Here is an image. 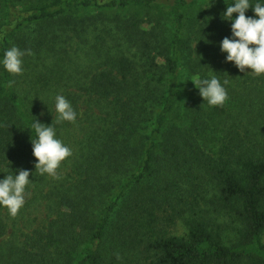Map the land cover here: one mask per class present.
I'll return each instance as SVG.
<instances>
[{
  "label": "trees",
  "instance_id": "trees-1",
  "mask_svg": "<svg viewBox=\"0 0 264 264\" xmlns=\"http://www.w3.org/2000/svg\"><path fill=\"white\" fill-rule=\"evenodd\" d=\"M233 2L0 0V57L31 51L0 65V178L30 170L17 214L0 206V264H264V74L220 51ZM208 75L223 104L189 80ZM35 117L71 149L55 176Z\"/></svg>",
  "mask_w": 264,
  "mask_h": 264
},
{
  "label": "clouds",
  "instance_id": "clouds-1",
  "mask_svg": "<svg viewBox=\"0 0 264 264\" xmlns=\"http://www.w3.org/2000/svg\"><path fill=\"white\" fill-rule=\"evenodd\" d=\"M250 7L254 15L248 16L246 10ZM222 13L221 18L230 21V35L219 41L220 51L226 53L225 60L233 62L241 72L247 66L256 75L264 74V0H256L255 3H250V0H234L233 3L226 4ZM233 13L237 15L233 16ZM26 52L31 54L30 50H21L17 46L7 48L0 57V65L9 73L19 74L23 71L22 57ZM189 80L208 105H220L227 99L224 87L227 81L222 83L216 75L193 77ZM11 83L9 81L10 85ZM54 107L57 123L75 121L76 112L63 95L55 96ZM29 129L35 132V139L30 137L32 153L36 158L35 171L41 175L47 173L55 176L61 161L71 155V149L57 138L52 122L46 124L35 117ZM29 175L30 170L18 169L14 174L7 173L0 178V206L6 207L11 216H15L25 202V187L30 182Z\"/></svg>",
  "mask_w": 264,
  "mask_h": 264
},
{
  "label": "rangeland",
  "instance_id": "rangeland-1",
  "mask_svg": "<svg viewBox=\"0 0 264 264\" xmlns=\"http://www.w3.org/2000/svg\"><path fill=\"white\" fill-rule=\"evenodd\" d=\"M245 72H246V73H251V74L254 75V73H252V72H248V71H246V69H245ZM182 230H183V228H182L181 226H179V227L176 229V233H181Z\"/></svg>",
  "mask_w": 264,
  "mask_h": 264
}]
</instances>
